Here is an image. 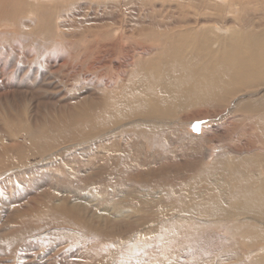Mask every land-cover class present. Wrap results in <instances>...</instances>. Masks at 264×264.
I'll return each instance as SVG.
<instances>
[{
  "label": "rangeland",
  "instance_id": "obj_1",
  "mask_svg": "<svg viewBox=\"0 0 264 264\" xmlns=\"http://www.w3.org/2000/svg\"><path fill=\"white\" fill-rule=\"evenodd\" d=\"M151 2L152 0H0V108L3 107L2 109H4H0V117L3 114V120L1 118L0 122V126L2 125L0 127V146L2 147H0V152L2 151L0 155L2 153L6 155H4L5 157H3V155L0 156V160L3 158L1 163L5 162L3 163L4 166L0 163L3 166L2 170L0 171V186H2L0 188L1 191L3 190V193L0 191V209H2V211L0 210V231L2 230L0 232V243L2 242V245H0V264H109L110 262L111 264H264V237L252 239L251 241L250 238L244 234V230H242V216L216 218L211 217L210 215H194V213L188 214L186 211H184L181 215L183 219L185 218L184 220L186 222V226L191 224L190 227H185V222H183V219L181 221L184 224H180L181 221H176V218L174 219L175 221L173 220L174 222L170 221L171 227L165 229L161 224H159L156 230H152L151 228L148 229V227L152 224L150 219L153 216H164L167 211L169 213H173V211H171L172 208H176L174 205H168L167 202H161L156 199L158 200L157 202L155 200V192H152L155 195L153 198L151 195H149L152 193L144 194L143 196H146L143 198L150 202L148 204L151 205L146 203L142 205H148V207L151 206L152 209L156 208V211L150 209L146 212H143L138 219L136 217H133V219L130 216L131 221L128 220L130 217H128V219L127 217H117L114 220V218H110L106 215L107 212L101 210L105 201L106 203H110V201H112L111 199H116L117 196L122 194L123 189L125 190L128 187L124 185L122 187L121 184H118L116 185L118 188H114L112 190L113 192L110 190L108 191V189L105 191L103 190V198L101 199H96L90 196L92 191L95 192L98 190L95 181L97 176L95 174V167L98 159L95 156L96 154L93 153V148L97 145L99 139L97 134L94 133L95 131H92L89 134H85L84 131L89 127H94V124H96L98 120L96 105L97 101L103 99L105 96V99H107L109 103L110 110L114 111L117 107L115 92L117 93V91H120L123 96L126 91L130 92L132 90L130 89L132 82H137V80H141L144 77L146 78L147 74H150L154 70L152 69L153 66L165 57V46H163L162 43L163 29L160 28L163 24V21H165V19L162 17L164 14L161 13L162 11H159L157 7H153V3ZM116 26L117 29H115ZM119 30H121L123 34L121 32L119 33ZM122 35L124 37L127 36V41H124V37ZM117 37H120L119 40H117ZM134 50L136 51L134 52ZM143 54H145V56ZM100 56H106L107 60L115 61L118 66L117 71L116 68H114L112 65L111 67L108 63L106 67L101 68L102 70L99 69L98 62L100 60L101 62L102 60H105H99ZM124 61L125 63H123ZM176 66L179 69L181 67L173 64L170 66L169 63L166 65L167 68H173V70H171L172 72L169 70V72H171L170 75L173 77H177L178 75L177 71L179 69L177 70ZM184 72L185 71L183 70L182 73L180 72L179 74L182 75ZM101 84L103 88L101 87ZM1 94L3 97H1ZM94 98L98 100H94ZM42 99L45 101L43 100L42 102ZM34 100L36 102H34ZM231 102L234 103L235 99H232ZM231 105L232 104H229V107H232ZM213 106L214 105H208L207 107L204 105H190L188 106L189 111L186 110L187 108L181 109L179 117L177 118V123H173L175 125V129L174 127L173 129L176 131L174 134H176L177 137L179 136V138L176 139V141L172 140V145H170L171 143H169V145H165L163 143V147L171 146L172 149L175 148L174 151L177 153L175 152L174 155L171 154L173 152L172 151L169 154L167 153L169 156L166 154V158L162 157V160L159 158L158 160L151 158V160L154 159L155 162L152 160V162H150L152 165L150 163L147 165L144 162L146 159H142L143 155L137 153L139 152L137 149L133 150L132 147H127V158L125 156V159L122 160V157L117 156L118 168L124 166L122 169V172H124L123 175L117 176L118 181L123 180L124 178L122 177L125 175V178L126 176L130 180L132 178L133 181H131L133 183L135 182L137 185H140L143 184L141 180L148 178L146 173L150 174V172H154L150 175H155L156 177L158 176L157 180L158 182L159 180L161 182L157 183L156 185L162 186L164 185L162 175L166 174L167 171H174L176 172L174 175L182 176L184 174L183 172L189 168L187 167L186 162L189 161L191 156L188 155L187 152H189L191 155L192 152L197 149H201L202 152H204V156L202 157L203 162L200 161V163L197 164V168H195L196 171H202V169L209 170L210 167L212 168L211 159L225 152L227 148L241 149L243 144L253 145L256 142H263L264 132L261 129L262 126L260 125V121L255 122V120H245V123L242 121V116L240 117V112H237L239 116L237 113L235 114V118L232 119V125L229 124V126H225V128L228 130L225 134L223 133V135L213 132L215 129L214 124L220 123L221 115L214 116V120L212 117L196 118L195 115H193L199 113V109L201 111L206 109V112H210L211 110L216 112L223 108L214 107L216 110L215 111L212 109ZM122 107L119 106L116 108V110H123ZM2 111L5 114L2 113ZM20 111L22 112L23 121L21 119ZM226 111L228 112V110ZM226 111L223 113H226ZM62 113L67 115L64 119H62ZM10 115L12 116L10 117L12 120L8 118ZM185 115H193L194 118L182 119L185 118ZM19 116L20 118H18ZM13 120L15 121L13 122ZM35 120L37 121L36 126L39 130L38 133L34 132L33 134H22L26 128L23 127L25 126V123L27 124L28 121V125L26 126L30 125L29 127L32 129L31 125ZM20 121L24 122V124ZM2 123H4V127ZM20 124L23 125L21 126ZM45 124H48L50 127L54 126L51 127L53 133H50V137H58L54 140H51V143L56 148L54 149V147H50L49 152H52L51 154L53 156L50 158V162L49 158L47 157L48 155L46 157H41L39 154H33L27 157L26 160L28 164L23 165L16 163L17 159L14 158L15 156L20 157L21 155L25 159L26 152L28 154L27 147L30 145V141L36 142L39 145L44 142V134L41 129L47 127ZM58 124L59 126H57ZM258 125H260L259 128ZM209 127L211 128L210 131L208 129ZM196 128L199 130H195ZM7 129L8 135L5 132ZM16 129L18 132H15ZM170 129L172 128L170 127ZM61 130L64 131L60 133ZM163 130H166V128L164 127ZM205 130L207 132H205ZM3 132H5L4 135L9 136H6L9 139L4 137ZM117 132L118 134L116 132L115 134L117 135V139H119L118 143L120 148V143L123 142L126 144V142L129 141V136L124 129H121V132L120 130ZM73 133L80 134L77 137L72 138L71 134ZM173 136L175 137V135ZM173 136L170 138L173 139ZM193 136L195 138H192ZM111 137H114L113 134H111ZM190 143H192L193 146ZM13 144H15V146L23 144V147L21 146L20 149L21 152L23 151L22 154L19 150H17L18 152L10 150ZM24 145H26V147H24ZM91 145H93V147ZM62 146H65V148ZM87 146H90L91 148H87ZM61 147L64 149L61 150V154L59 156L61 157L60 162L58 157L54 155H57V152L60 151ZM75 148H77V150ZM77 158L79 159L77 160ZM70 159H73L74 162L70 161ZM46 160L48 164L43 165L44 163H47ZM13 161L14 164L16 163V165H18L15 166ZM7 162H9V164H7ZM92 163L94 166H92ZM131 164L132 166L133 164L135 166L131 167ZM52 165L55 166L52 167ZM90 166L93 170L90 168ZM23 170H26V173ZM88 170H90V172ZM21 171L24 173L21 174ZM30 171H34L31 173L32 175L36 176L35 178H37L38 181L40 180L39 183L42 182L40 185H37V188L36 186L32 185L34 186V189L32 188L31 184L28 183L32 176L29 174ZM38 171L39 174L41 173V175L37 174ZM160 171L164 172L160 175H157L156 173ZM17 172L19 173L18 176L15 174ZM128 172H130L129 177ZM90 174L91 177L87 176ZM10 176L13 177L10 178ZM160 176L162 180L160 179ZM18 177L19 179H24V181L22 180L21 182ZM139 177L142 179H139ZM46 179L49 181L47 182ZM51 179L53 181H51ZM54 179H56V182ZM26 180L28 184L25 182ZM89 180H91V183ZM50 181L53 183L51 184ZM19 183L20 185H18ZM64 183L65 185H63ZM144 184L142 186H144ZM24 185L27 186L28 189L24 187ZM55 185L58 186V189H56ZM68 187L71 188V190ZM83 187L84 189H82ZM20 190L21 192H19ZM56 190L57 192H55ZM30 191L33 192L35 196L32 195L33 193H30ZM107 193L109 196H107ZM118 193L119 195H117ZM41 194L43 196L47 194L55 202L51 207L52 212L50 211L48 215H35L37 216L36 219H30L31 226L28 225L26 228L20 227V230L16 235H14L13 232L11 233V228L9 226L10 218L19 217L20 219H23L29 212V206H32L31 208L33 209V206L40 205L39 199L42 197ZM78 196L79 198H77ZM88 196L91 198L89 199ZM80 197L85 198V201L88 202V207H86V209H84V213H82V218L88 222V225L82 220H78L80 218L78 215L71 212L72 209L61 204V202H63L65 199L66 201H71L73 203L75 199H80ZM104 197L106 199H104ZM149 199L152 200L150 201ZM3 201L7 202L4 203ZM57 201L60 204H58ZM2 203H4V205ZM7 203L10 205H7ZM159 204H161V206ZM91 208L92 210H90ZM182 209L183 208H179L178 210L183 211ZM40 210L41 209H36L35 213H39ZM3 211L5 212L4 215ZM146 214L148 215L146 216ZM204 216L206 218H203ZM45 218L49 221V223ZM147 221L150 223H147ZM217 221L219 222L217 223ZM40 224L44 225L42 226ZM179 224L182 226V228ZM178 227L180 229H178ZM132 228L134 229L132 230ZM26 229L29 232L28 235H25ZM128 230H131V232L133 231L131 233L132 235H125L128 233ZM147 234L149 236H147ZM113 236L115 238H113ZM23 238H25V240ZM10 240L13 242V244H11ZM103 254L105 256H103ZM5 256H8L7 259ZM34 256H37V258L33 259ZM51 257H53V259ZM108 259L112 261H108Z\"/></svg>",
  "mask_w": 264,
  "mask_h": 264
},
{
  "label": "bare ground",
  "instance_id": "obj_2",
  "mask_svg": "<svg viewBox=\"0 0 264 264\" xmlns=\"http://www.w3.org/2000/svg\"><path fill=\"white\" fill-rule=\"evenodd\" d=\"M46 1H48V0H46ZM151 3H153V7H157L159 9V11H162L161 13L164 14V15H162V17L165 19V21H163V24L161 25L160 28L163 29L162 43H163V46H165L164 47L165 52H166L165 57L162 60L158 61L153 66L152 69H154V70L150 74H147L146 78L144 77L141 80L140 79L137 80V82H132L131 88H130L132 90L130 92L126 91L124 96L121 94L120 91H117V93L115 92V96H116V100H117V107L123 106L122 107L123 110L117 111L116 110L117 107L115 108L114 111L110 110L109 103H108L107 99H105L106 98L105 96L101 100L94 98V100H98L96 103L98 120H97L96 124H94V127L92 126L93 128L89 127L88 129H90V130L87 129L84 131L85 134H89L92 131H95L94 133L97 134L98 139H99V142L93 148V150H94L93 153L96 154L95 156L98 159L96 167H95L96 168L95 174L97 175L95 178L96 179L95 181H96L98 190L95 192L90 190V191H92V193L90 192L91 193L90 196L94 197L96 199H101V198H103V194H102L103 190L105 191L108 189V191L110 190L111 192H113L112 190L114 188H118V187H116V185L121 184L122 187L124 185L128 188L125 190L123 189V192L120 196H117V195H119V193H118L116 195L117 198L111 199L112 201H110V203H108V202L106 203V201H105V203L103 204V208H101V210L107 212L106 215L109 216L110 218H114V220L117 217H124V218L127 217V219H128V217H130V216L132 218L136 217L138 219L141 216V213L152 209L151 206L148 207V205H151V204H148L150 202H148L147 200H145L143 198L146 195L145 196H143V195L155 192L156 197H155L154 193L149 194V195H151L152 198L155 197V200L158 199L161 202L162 201L167 202L168 205H172V206L174 205L176 208H172L171 211H173V213H169L167 211V213L164 214V216H162V215L153 216L150 219L152 224L148 227V229L151 228L152 230H156V228H157V226H159V224H161L165 229H167V228L171 227L170 221L172 222L174 219L177 218L176 221L180 222L183 219V217L181 215L182 212L186 211V213H188V214L194 213V215H196V214L197 215H210L211 217H216V218L230 217V216H242L241 221H242V230H244V234H246L250 238L251 241H252V239L262 238V237H264V136H263V142L260 141L261 143L256 142L253 145L252 144H243L241 149H238V148H235V149L229 148L228 149L227 148L228 150L226 149L225 152H223V153L215 156L213 159H211L212 160V163H211L212 168L210 167L209 170H203L202 168H201L202 171H199V170L196 171L195 170V168H197V164L200 163V161H202V157L204 156L203 155L204 152H202L201 149H197L195 151L191 150V151H194V152H192V155L189 152H187L188 155L191 156L189 161L186 162V165L189 168L183 172L184 174L182 176L174 175L176 173L174 171H167L166 174L162 175V179L164 180L163 181L164 185H162V186L156 185L157 183L161 182L160 180L158 182V180H157L158 176L156 177L155 175H150V174H153L154 172H152V173L150 172V174L146 173L148 178L141 180L143 182V184L146 183V184H144V186H142L143 184L137 185L135 182L133 183L132 178H131V180H132L131 181L129 178H127V176L125 178L124 177L125 175L122 177V178H124L123 180L118 181V179H117L118 178L117 176L123 175V173H124V172H122V169L124 166L121 168H118L117 156L122 157V160L125 159V156L127 158V155H126L127 147H132L133 150L137 149L139 151L137 153H140L141 155H143L142 159L143 160L146 159V160H144V162L147 165H149V163L152 162V160H154V159L158 160V158H159L160 160H162V157L166 158L167 157L166 154L167 153L169 154L172 151L173 152L171 154L172 155L175 154V152H176V151H174L175 148L172 149L171 146L163 147V143L165 145H167V144L169 145V143H171L170 145H172V142H173L172 140L176 141V139L179 138V136L177 137L176 134H174L176 131H174L175 125L173 123H177V118L179 117V113H180L181 109L187 108L186 110H188V106H190V105H200V106L204 105L206 107L208 105H214L212 107V109H214V110H215L214 107H220V108L223 107L220 111L215 110L216 112H213V110H211L210 112H206V109L202 110V111L199 109L198 110V111H200L199 113L193 114V115H195L196 118H201V117H206V118L212 117L213 118L214 116L221 115L220 116V123L214 124L215 127L214 126L213 127L215 129L214 128H213L214 130L212 129L213 132L216 134L223 135V133L224 134L226 133V131L228 129L225 128V126H227V125L229 126V124L232 123V119L235 118V116H236L235 114L237 112H240V114H241L240 117L242 116V121H244L245 123L247 120H249V121L255 120V122L260 121V125L262 126L261 129L264 132V0H152ZM118 21H121V20H118ZM112 24H114V23H112ZM115 29H117V26ZM120 32H121V30H119V33ZM136 34H138V33H136ZM137 36L140 37L139 35H137ZM119 38L117 40H119ZM127 39H128L127 36H125L124 41H127ZM135 51L136 50H134V52ZM104 54H105V52H104ZM143 55L145 56V54H143ZM95 57H96V55H95ZM113 57H114V55H113ZM120 58H122V57H120ZM123 58H124V56H123ZM100 59H105V60H102V62H101ZM96 60H98V59H96ZM99 60H100L98 62L99 69L106 67V65L109 64L110 66L112 65L114 68H116V71H117L118 66H117V63L115 61L107 60L106 56H104V57L100 56ZM123 63H125V61ZM168 63L170 64V66L172 64L181 66L180 69L176 66L177 70L179 69L177 71L178 72L177 77H173L170 75V73L172 72L171 70H173V68L172 67L167 68L166 65ZM195 64H197V65H195ZM169 70L171 72H169ZM183 70L185 72L182 75L179 74L180 72L182 73ZM119 74H120V72H119ZM183 76H185V77H183ZM105 82H107V81H105ZM101 87H102V84H101ZM24 95H26V94H24ZM1 97H3L2 94H1ZM44 99H42V102ZM232 99H235L234 103L231 102ZM34 102H36V101L34 100ZM37 103H39V102H37ZM51 103H52V101H51ZM229 104H232L231 105L232 107H229ZM6 107H9V106H6ZM2 108H0V109H2ZM209 108H211V107H209ZM2 110H4V109H2ZM223 110L224 111L228 110V112L226 111V113H223L224 112ZM2 113H4V112L2 111ZM2 115L0 117V122H1ZM193 115H189V116L185 115L184 116L185 118H182V119H193L194 118ZM237 115H238V113H237ZM62 116H63L62 119H64L67 115L62 113ZM4 117H5V115H4ZM10 117H12V116L10 115L8 118H10ZM18 118H20V116ZM237 118H239V117H237ZM13 119H15V118H13ZM21 119H22V112H21ZM2 120H3V118H2ZM42 120H44V119H42ZM213 120H214V118H213ZM14 121L15 120H13V122ZM22 121H23V119H22ZM45 121H44V123H45ZM237 121H238V119H237ZM2 122H4V121H2ZM36 122H37L36 120L34 122H32L33 124L31 125V127H32V129H31L29 127L30 125L26 126V125H28V121H27V124L25 123V126H23L26 128L22 134H24V133L33 134L34 132L38 133L39 130H38V127L36 126ZM217 122H218V120H217ZM5 123H6V119H5ZM21 123L24 124V122H21ZM2 124L4 127L5 126L4 123H2ZM11 124H12V122H11ZM211 124H213V123H211ZM89 125H91V124H89ZM260 125H258V128ZM45 126H47V127H45L44 129L43 128L41 129L43 134H44V142L39 145L36 142L30 141V145L29 146L27 145L28 146L27 147L28 154L26 152L25 159L21 155H20V157L19 156L16 157L15 154L13 153L15 156L14 158L17 159L16 163L23 164V165L28 164L26 159L28 156L33 155V154H39L41 157H46L48 155L47 157L49 158V162H50V158L53 157L51 154L52 152L51 153L49 152L50 147H54V149L56 148L51 143V140H54L58 137L57 136H55V138H54V136L50 137V133H53L51 127H54V126L50 127L48 124H45ZM57 126H59V124ZM164 127L166 128V130H163ZM167 127H169V128H167ZM170 127L172 129H170ZM173 127H174V129H173ZM232 128H234V127H232ZM10 129H11V127H10ZM121 129H124L128 133L129 141H127V142L125 141L127 145L124 144L123 142H121L120 148H119V143H118L119 139H117V135L115 134V132L118 134L117 131L120 130V132H121ZM208 129H209V131L211 130L210 127ZM244 129H246V128H244ZM176 130H177V128H176ZM16 131H17V129L15 130V132ZM63 131L64 130H61L60 133H62ZM5 132L7 133L8 129ZM5 132H3V135L5 134ZM205 132H207V131L205 130ZM79 134L80 133H73V134H71V137L75 138ZM111 134H113L114 137H111ZM172 134L175 135V137ZM7 135H8V133H7ZM7 135H4V137H6ZM73 135H74V137H73ZM172 136H173V139L170 138ZM7 137H9V136H7ZM183 138H184V136H183ZM192 138H195V137L193 136ZM7 139H9V138H7ZM195 141H196V139H195ZM9 142H11V141H9ZM12 142H14V141H12ZM56 142H57V140H56ZM190 144L192 145V143H190ZM200 144H201V142H200ZM22 145L23 144H21L19 146H15V144H13L10 150H13L15 152H18L17 150H19L21 152L20 149H21ZM60 145H61V143H60ZM81 145H83V144H81ZM91 146L93 147V145H91ZM201 146H202V144H201ZM24 147H26V145H24ZM62 147L65 148V146H62ZM62 147L60 148L59 152L56 151L57 155H54V156L58 157V160H60V158H61V157H59L61 154V150L64 149ZM89 147L90 146H87V148H89ZM81 148H83V147H81ZM75 149L77 150V148H75ZM118 149H120V150H118ZM8 151H9V148H8ZM22 152H21V154H22ZM130 153H131V151H130ZM2 155H3V157L6 156L3 153L0 156H2ZM9 155H11V154H9ZM136 156H137V154H136ZM74 158H76V157H74ZM151 158H154V159L151 160ZM12 159H10V160H12ZM73 159H70V161H73ZM78 159L79 158H77V160ZM205 159H206V157H205ZM1 160H3V158ZM1 160H0V163H1ZM155 160H154V162H155ZM6 161H8V160H6ZM39 161H40V159H39ZM44 161H45V159H44ZM46 162H47V160H46ZM60 162H61V160H60ZM62 162H64V161H62ZM3 163H5V162H2L1 164L3 165ZM16 163L14 164V161H13V164L15 166L18 165V164L16 165ZM66 163H67V161H66ZM1 164H0V171L2 170V167L4 166V165L2 166ZM7 164H9V162H7ZM32 164H34V163H32ZM47 164H48V162L44 163L43 165H47ZM125 164H126V162H125ZM54 166L52 165V167H54ZM92 166H94V164ZM133 166H135V165L133 164ZM133 166L131 164V167H133ZM128 167H130V166H128ZM28 168H30V167H28ZM90 168H91V166H90ZM135 169H138V168H135ZM27 170H29V169H27ZM23 171H25V173H26V170H23ZM23 171H21V174L24 173ZM88 171L90 172V170H88ZM31 172H34V171H30L29 174L32 175ZM58 172H60V171H58ZM138 172H139V170H138ZM160 172H158L156 174L160 175L164 171L161 173ZM129 173L130 172H128V177H129ZM15 174H17V176H18L19 173L17 172ZM37 174H39V171ZM52 174H56V173H52ZM91 174L87 175V176L91 177ZM1 175H2V173H1ZM39 175H41V173ZM45 175H47V174H45ZM60 175H61V173H60ZM131 175H132V173H131ZM32 176H34V175H32ZM32 176L29 179L28 183L31 184V186L32 185L36 186V188H37V185H40L42 182L39 183L40 180L38 181L37 178H35L36 176H34V177H32ZM49 176H53V175H49ZM147 176H145V177H147ZM12 177L13 176H10V178H12ZM15 177H16V175H15ZM24 177H26V176H24ZM54 177H55V175H54ZM130 177H132V176H130ZM28 178H29V176H28ZM45 178H47V177H45ZM18 179H19V177H18ZM139 179H142V178L139 177ZM160 179H161V176H160ZM6 180H7V178H6ZM19 180H21V182H22V180L24 181V179H21V178ZM54 180L56 182V179H54ZM14 181H15V179H14ZM46 181L48 182L49 180L46 179ZM51 181H53V180L51 179ZM64 181H66V180H64ZM18 182H20V181H18ZM25 182L27 183V180ZM86 182H87V180H86ZM89 182L91 183V180H89ZM52 183L53 182H51V184ZM139 183H141V182H139ZM18 185H20V183ZM63 185H65V183ZM82 185H83V183H82ZM31 186L29 185L30 188H31ZM34 186H32L33 189H34ZM0 187H2V186H0ZM24 187L27 188V186H25V185H24ZM57 187L58 186H56V189H58ZM12 188H13V186H12ZM12 188H11V191H12ZM22 188H23V186H22ZM26 188H24V189H26ZM24 189H21V190H24ZM54 189H55V187H54ZM69 189L71 190V188H69ZM82 189H84V187ZM7 190H8V186H7ZM21 190L19 192H21ZM0 191H1V188H0ZM31 191H30V193H33ZM143 191H145V192H143ZM55 192H57V190ZM37 193H39V192H37ZM49 193H51V192H49ZM43 194H44V192H43ZM32 195H34V193ZM76 195H78V194H76ZM107 196H109V194ZM5 197H8V196H5ZM27 197H29V196H27ZM56 197H57V195H56ZM77 198H79V196ZM88 198H89V196H88ZM66 199L65 200L63 199L64 201L61 202V204L63 206H67L70 209H72L71 212L75 213L80 218L78 220H82L83 222H85L87 224L88 222L82 218V213H84V209H86V207H88L87 206L88 202L85 201V198L80 197V199H75L73 201V203L71 201H70L71 203L66 201ZM104 199H106V198L104 197ZM158 200H156V201L158 202ZM3 202L6 203L7 201L6 202L3 201ZM4 203H2V204L4 205ZM12 203H14V202H12ZM53 203H55V202L52 200V198H50V196H48L47 194L44 196L42 195V197H40V199H39L40 205L33 206V209L31 208L32 206H29L31 209L29 208V212L26 210L28 213L25 217L23 215L24 218L23 217L22 218L24 220L20 219L19 217L10 218V225L9 224L8 225L11 228V230H10L11 233L13 232L14 235H16L18 233V231L20 230V227L26 228V227H28V225L31 226L30 219L31 218L36 219L37 216H35V215H40V214H47L48 215V213L50 211L52 212L51 207L53 206ZM97 203H98V201H97ZM144 203H146L148 205L147 206L142 205ZM8 204L9 203H7V205ZM58 204H60V203L58 202ZM99 204H100V201H99ZM152 205H153V203H152ZM159 205L161 206V204H159ZM58 207H59V205H58ZM179 208H183L182 209L183 211H179L178 210ZM36 209H41V210L39 213H35ZM155 209L156 208H153L152 210H155ZM0 210L2 211V209H0ZM90 210H92V208ZM66 211H67V209H66ZM4 213L5 212L3 211V215H4ZM73 213H71V214H73ZM150 214H151V212H150ZM147 215L148 214H146V216ZM55 216H56V214H55ZM131 217L128 220H130ZM150 217H151V215H150ZM196 217H198V216H196ZM208 217H207V219H208ZM203 218H206V217L204 216ZM57 219H59V218H57ZM199 219H200V217H199ZM150 220H148V221H150ZM192 220H193V216H192ZM103 221H104V219H103ZM148 221H147V223H150ZM219 221H221V220H219ZM219 221H217V223ZM106 222H107V220H106ZM183 222H185V220ZM183 222L181 221L180 224ZM206 222H208V221H206ZM48 223H49V221H48ZM188 223H190V222H188ZM195 224H196V222H195ZM3 225H5V224H3ZM34 225H33V227H34ZM40 225H42V224H40ZM190 225H188V226L190 227ZM188 226H186V222H185V227L188 228ZM109 227H108V229H109ZM123 227H125V226H123ZM181 228H182V226H181ZM93 229H94V227H93ZM116 229H119V228H116ZM133 229L134 228H132V230ZM178 229H180V228L178 227ZM113 230H114V228H113ZM198 230H196V231H198ZM52 231H54V230H52ZM132 232H131V230H128V233L125 235L131 234ZM22 233H23V229H22ZM64 233H65V231H64ZM76 233H77V231H76ZM115 233H116V231H115ZM28 234H29V232L26 229L25 235H28ZM91 234H92V232H91ZM138 234L140 235L139 232H138ZM156 234H157V232H156ZM37 235H38V233H37ZM115 236H117V235H115ZM120 236H122V235H120ZM147 236H149V235L147 234ZM118 237H119V235H118ZM134 237H136V236H134ZM113 238H115V237L113 236ZM138 238H139V236H138ZM23 239L25 240V238H23ZM31 239H32V237H31ZM108 239H111V238H108ZM124 239H125V237H124ZM10 242H11V240H10ZM78 242H80V241H78ZM119 242H122V241H119ZM1 243H0V245H2ZM14 243H16V242H14ZM11 244H13V242H11ZM11 244H9V245H11ZM22 245H21V247H22ZM40 246H42V245H40ZM131 246H132V244H131ZM5 247H4V249H5ZM19 250H20V248H19ZM25 250H26V248H25ZM32 252H33V250H32ZM59 256H61V255H59ZM103 256H105V255L103 254ZM7 257H6V259H7ZM53 257H51V258L53 259ZM35 258H37V256L36 257L34 256L33 259H35ZM56 259H58V258H56ZM101 260H103V259H101ZM109 260L110 259H108V261ZM28 261H29V259H28ZM110 261H112V260H110ZM17 262H18V260H17ZM33 262H35V261H33ZM100 263H101V261H100ZM109 264H111V262Z\"/></svg>",
  "mask_w": 264,
  "mask_h": 264
},
{
  "label": "snow or ice",
  "instance_id": "obj_3",
  "mask_svg": "<svg viewBox=\"0 0 264 264\" xmlns=\"http://www.w3.org/2000/svg\"><path fill=\"white\" fill-rule=\"evenodd\" d=\"M195 130H197V131H198L199 129H198V128H196Z\"/></svg>",
  "mask_w": 264,
  "mask_h": 264
}]
</instances>
